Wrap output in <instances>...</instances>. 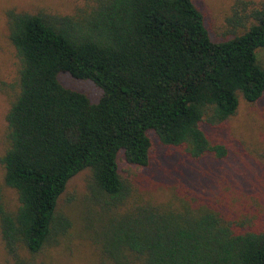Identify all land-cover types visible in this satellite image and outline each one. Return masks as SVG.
<instances>
[{"label":"trees","instance_id":"16d2710c","mask_svg":"<svg viewBox=\"0 0 264 264\" xmlns=\"http://www.w3.org/2000/svg\"><path fill=\"white\" fill-rule=\"evenodd\" d=\"M249 6L236 3L234 35L222 41L195 0H84L72 14L4 10L20 63L15 84L0 79L11 99L0 158L9 264H39L70 240L84 248L83 264H264V230L248 217L235 222L194 197L146 199L119 171L121 155L150 165L152 136L192 159L228 155L207 129L228 125L241 99L264 97V3ZM60 74L93 83L98 102ZM86 170L77 226L61 201H76L68 186ZM5 188L16 193L15 209Z\"/></svg>","mask_w":264,"mask_h":264},{"label":"rangeland","instance_id":"374dc122","mask_svg":"<svg viewBox=\"0 0 264 264\" xmlns=\"http://www.w3.org/2000/svg\"><path fill=\"white\" fill-rule=\"evenodd\" d=\"M238 1L250 3L249 9L264 3V0H195L196 6L205 16L212 39L222 41L234 35V28L229 20ZM83 4L84 0H0V79L15 84L20 68L16 52L8 41L4 10L12 7L20 11L46 9L72 14ZM247 26H250V22ZM260 60L264 63V50L260 53ZM59 80L65 87L85 93L92 103L98 102L100 91L93 83L74 80L68 74H60ZM10 100L7 94H0V158L7 148L6 116ZM207 130L213 142L227 147L228 155L224 159H192L179 148L164 147L158 138L152 136L150 165L132 166L121 155L119 171L132 183L135 192L146 199L166 203L173 200V197H194L201 204L217 208L230 220L239 222L246 216L251 219L253 227L264 230V97L254 105L241 99L239 110L228 125ZM3 176L0 162L1 186ZM89 176L90 172L86 170L71 180L67 195L75 196L74 203L66 204V196L61 201L65 209L69 208L77 226ZM4 191L9 207L15 209L16 193L9 188ZM83 250L82 246L77 245V241L70 240L41 259L39 264H83L80 262L83 261L81 256H87L82 253ZM0 264H9L1 236Z\"/></svg>","mask_w":264,"mask_h":264}]
</instances>
